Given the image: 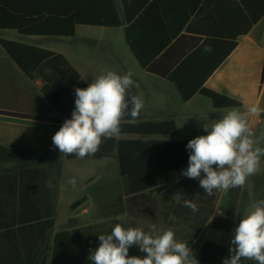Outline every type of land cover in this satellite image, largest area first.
Masks as SVG:
<instances>
[{"label": "crops", "instance_id": "0c3cea01", "mask_svg": "<svg viewBox=\"0 0 264 264\" xmlns=\"http://www.w3.org/2000/svg\"><path fill=\"white\" fill-rule=\"evenodd\" d=\"M116 3L123 20L121 0ZM122 27H126L125 19ZM36 38L24 41L14 31H0V41L58 52L42 44L49 39ZM58 53L70 61L88 84L98 76L91 74L86 63L70 53ZM134 60L140 70V75L133 74L132 79L139 86L135 87L138 95L143 97L142 119L173 120L178 129L173 137L151 138L188 141L178 138L181 124L211 126L213 120L216 122L232 110L246 116L256 137L264 134V17L248 34L238 38L237 47L205 83L206 88L241 102V108L215 109L210 100L199 94L184 102L174 84L147 73ZM112 71L129 72L122 63ZM43 86L42 78L26 75L0 44V111L10 113L0 114V264H40L42 261L53 264L54 239L61 231L80 230L70 248L76 257H88L100 244L98 236L107 235L114 223L125 229L138 227L145 232L156 224L161 230H172L177 241L193 239L189 248L196 259L205 242L224 246L225 258L229 256L230 240L239 220L254 201L264 199V157L258 172L249 176L243 187L219 190L208 212L193 201L199 209L193 213L183 201L177 203L172 198L181 190L179 182L130 194L115 153L103 159L69 160L66 154L52 147V137L63 123L14 115L59 118L56 108L42 94ZM254 105L261 111L249 114L248 109ZM259 146L264 147V141ZM70 179L76 183L69 184ZM49 181L51 187L47 186ZM232 202L235 211L231 231L215 229L213 219L225 216ZM203 222L200 233L194 235L196 227ZM145 255L138 246L129 248V256L143 258ZM243 264L258 262L244 261Z\"/></svg>", "mask_w": 264, "mask_h": 264}, {"label": "trees", "instance_id": "16d2710c", "mask_svg": "<svg viewBox=\"0 0 264 264\" xmlns=\"http://www.w3.org/2000/svg\"><path fill=\"white\" fill-rule=\"evenodd\" d=\"M121 3L126 42L144 71L174 84L184 102L199 94L210 100L215 109L242 107L241 102L206 88L205 83L237 47L238 38L248 34L264 17V0H121ZM78 26L122 27L116 0H0V31L68 38L76 35ZM0 44L26 75L44 80L42 94L60 117L14 115L56 124L70 119L75 108L74 90L89 85L70 61L50 50L3 40ZM205 45L212 46L210 53L204 51ZM132 95H138L135 86L126 97L129 111ZM0 114L10 113L0 111ZM177 130L173 120L144 121L141 110L135 121L128 115L121 120L118 135L134 138H102L99 151L84 158L103 159L115 153L130 194L179 182L185 198L198 202L208 212L219 190L209 196L199 186V180L181 175L188 167L189 140L151 138L173 137ZM67 158L78 159L74 154ZM234 211L232 202L225 216L213 219V227L230 232ZM204 224L198 225L193 234L198 235ZM78 233L80 230L55 235L53 264H92L87 256L76 257L72 253L70 246ZM183 242L190 247L193 239ZM225 256L224 246L205 242L197 260L199 264H223Z\"/></svg>", "mask_w": 264, "mask_h": 264}, {"label": "clouds", "instance_id": "9594fccd", "mask_svg": "<svg viewBox=\"0 0 264 264\" xmlns=\"http://www.w3.org/2000/svg\"><path fill=\"white\" fill-rule=\"evenodd\" d=\"M204 51L210 53L211 45ZM132 72L118 74L108 70L98 75L86 88H76L75 108L71 118L66 119L53 135L52 147L66 155L84 158L99 151L102 138H112L120 133L121 120L130 116L135 121L143 109V97L132 95L126 99L135 86ZM261 111L259 106H251L249 114ZM206 135L188 141V167L181 175L199 180V186L209 196L214 190L227 191L243 187L249 176L258 172L261 157H264V134L256 137L249 127L247 118L239 111L232 110L214 122L209 129L203 125ZM204 174L203 178L201 174ZM69 184H75L70 179ZM51 187V181L48 182ZM182 190H177L172 198L193 213L197 205L185 198ZM99 246L88 256L92 264H199L195 253L181 241H177L172 230H161L156 224L145 232L138 227L123 228L117 223L110 234L98 236ZM138 246L146 255L141 258L129 256V248ZM254 261L264 264V199L254 201L250 210L238 223L232 233L229 256L223 264H243Z\"/></svg>", "mask_w": 264, "mask_h": 264}, {"label": "rangeland", "instance_id": "374dc122", "mask_svg": "<svg viewBox=\"0 0 264 264\" xmlns=\"http://www.w3.org/2000/svg\"><path fill=\"white\" fill-rule=\"evenodd\" d=\"M14 33L19 35L24 41L36 38L20 35L15 31ZM38 38L49 39L42 44L54 48L58 52L70 53L73 57L85 62L86 68L89 69L91 74L100 75L103 72L117 68L118 63H122L132 74L140 75L139 67L134 58L130 60L131 53L127 48L125 29L123 27L112 29L78 26L74 37H37L36 39ZM215 120H213L212 124ZM194 124H197V122ZM202 125L201 123L196 126L188 125V123L181 124L178 138L191 140L197 136L206 135L207 132ZM210 128L211 126H209Z\"/></svg>", "mask_w": 264, "mask_h": 264}]
</instances>
